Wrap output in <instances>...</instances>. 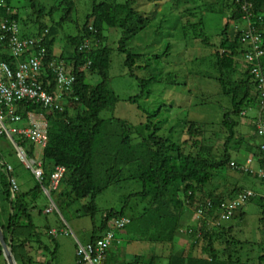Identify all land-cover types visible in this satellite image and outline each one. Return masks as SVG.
Here are the masks:
<instances>
[{
  "label": "trees",
  "instance_id": "1",
  "mask_svg": "<svg viewBox=\"0 0 264 264\" xmlns=\"http://www.w3.org/2000/svg\"><path fill=\"white\" fill-rule=\"evenodd\" d=\"M249 1L253 4V24L263 37L264 47V0ZM11 3L12 0H5L6 7L0 8V20L15 21L19 25L18 15ZM56 3L59 6L54 5L48 12L39 9V16L35 21L37 26L33 33L23 32L21 29L20 31L26 37L38 38L44 35L46 58L41 76L45 82L44 86L48 84L46 88L50 87L51 92L55 90V77L50 69L53 61H62L66 75L74 76L75 83L72 93L63 98L61 111H48L32 104H23L19 108L22 116L29 112L43 114L48 122V143L41 157L44 174L42 182L38 183L27 169L34 181V187L28 192L17 191L12 198L8 178L14 176V171L13 166L5 160L2 141L5 140L11 150L7 155L8 159L18 158L11 143L6 137L0 136V227L5 241L9 239L11 241V254L15 264L35 263L30 255L33 245L49 253L52 256L49 264L53 263L56 245L52 252L43 246L26 200L42 194V187L48 188L49 177L56 166H63L66 169L58 190L50 194L52 199L55 197L56 201L53 202L57 210L60 211L59 207L67 209L74 203L87 199L88 202L82 206V211L92 221L89 242L94 244L107 231L114 233L113 244L107 250L104 264H117L116 260L109 261V251L114 245L122 244L120 237L124 231L127 236L123 238L124 240L130 237L131 241L163 248L173 245L182 234L190 238L193 248L201 246L200 256L171 253L166 259V264H250L249 261H243L238 255L230 252V245L235 246L238 242L231 234L232 228L223 227L227 220L217 229H208L205 225L207 218L219 220L223 202L236 199L241 194L242 189L237 186L223 189L213 186V180L219 171L230 169L242 174L245 172L244 169L253 163L264 170L260 152L263 140L257 135L255 125L258 114L249 125L250 137L257 138L258 144L252 145L247 139L244 142L236 132V126L244 117L243 114L252 106L260 104L254 75L251 74L252 66L243 61L238 62L239 59H244L246 51V47L240 41L241 32L235 30L230 34L229 23H226L218 39L213 42L205 31L202 19L205 11L204 13L217 14L221 18L230 13L229 21L235 23L241 21L235 0H215L198 4L195 8H187L182 12L188 16L183 31L192 34L191 41L200 40V43L212 52L208 59L215 75L211 77L217 83L220 94L229 100V110L225 112L218 131L224 137L223 144L218 145L216 142L220 140L215 137V133L207 131L206 125L191 121L182 124L181 133L187 137L186 140L175 141L172 137L173 128H170L167 136H159L161 123L154 124L158 110L148 114L138 106V109L147 115L144 129L149 134L145 137L126 121L102 117L105 111L113 112L119 102V98L109 85L112 50L104 45L107 43V37L103 36V29L117 31L119 35L117 51L126 54L123 67L133 77L134 72L145 70L146 65L140 62L141 55L129 48V43L148 27L150 19L137 10L134 0H126L124 3H117L115 0L99 3L93 1L91 11L86 16L84 25L78 29V34L65 38L69 51L64 49L57 56L53 50L56 35L64 24L71 22L75 4L73 0H57ZM59 7L63 8H60L63 14L60 20L55 22L53 15ZM258 17H262L261 24L257 21ZM45 18L49 24L41 20ZM191 21L193 23H190ZM85 42L90 43L87 50L82 48ZM170 51L171 45H167L160 57L167 56ZM1 61L12 63V66L15 64L6 53H0ZM262 62L264 71V60ZM88 77H96L97 81L91 83L87 80ZM137 82L141 92L129 98L128 101L133 104L144 95L148 97L149 86L152 82L156 83V79L137 78ZM260 120L264 122V113L260 115ZM15 143L25 150L28 158L33 159V146L26 141L17 140ZM242 143L245 148L248 147L246 150L251 156L247 155L242 162L234 164V167L240 165L239 163L244 165L243 170L237 171L230 166L237 160L230 159L229 148L237 152ZM7 166L11 167L10 172H7ZM246 174L257 177L264 184V179L257 173L249 171ZM126 182L140 185L141 190L136 195L140 200L147 201L146 207L139 215L130 218L125 215L127 206L118 211L102 212L100 224L97 226L94 223V218L99 212L95 204L96 198L110 187L121 186ZM253 197L247 201H252ZM205 201L211 202L207 208H204ZM260 203L264 214V198H260ZM195 204L201 206L203 219L194 223V226L187 225V215L191 216L194 213L192 207ZM241 208L242 206L238 211L239 215ZM190 209L192 214L189 212ZM233 217L232 214L228 220ZM121 218L127 219L128 224L122 229H115L114 222ZM185 226L188 227L184 228ZM44 230L47 234L49 227L46 226ZM48 237L52 238L49 235ZM2 256L0 246V257ZM160 259L161 256L153 253L149 257L136 256L130 263L123 261L120 264H157ZM257 264H264V254L258 257Z\"/></svg>",
  "mask_w": 264,
  "mask_h": 264
},
{
  "label": "rangeland",
  "instance_id": "2",
  "mask_svg": "<svg viewBox=\"0 0 264 264\" xmlns=\"http://www.w3.org/2000/svg\"><path fill=\"white\" fill-rule=\"evenodd\" d=\"M57 0H12L11 6L18 15V23L21 31H30L33 33L37 26L35 21L39 16V9L48 12L51 7L59 6ZM75 7L71 15V22L62 26L56 35L54 45V54L59 55L64 49L69 51V45L66 44L67 36H76L78 29L85 23L86 16L91 11L92 2L112 1V0H73ZM117 3H124L126 0H115ZM137 10L150 19L148 27L139 33L131 43L129 48L141 55L140 62L146 65L145 70L134 72V76L129 75V71L123 67L126 54L117 51V42L119 35L116 30L108 28L103 29V36L107 37L104 45L112 50L111 64L109 70V85L115 95L119 98L113 112L105 111L102 117H114L126 121L133 125L142 136L149 133L145 131L144 124L147 115L138 109L140 106L148 114L159 111L158 117L154 119V124L160 122L159 136H167L170 128H173V139L186 140L182 134V124L191 121L206 125L207 131L219 138L216 144H223V135L219 134L220 124L226 111L229 110V100L222 96L214 78L215 72L209 61L211 51L204 47L200 40H192L190 33L183 31V26L187 21V14L182 12L187 8H195L198 4L209 3L210 0H134ZM180 1V2H179ZM212 2V1H211ZM34 4V6H33ZM34 7V8H33ZM61 7L53 15L55 22L59 21L63 11ZM63 9V8H61ZM205 12V11H204ZM202 19L205 23V31L207 35L215 42L223 27L226 24L223 18L217 14L204 13ZM227 14V13H226ZM230 15V13H229ZM184 18H183V17ZM181 18V19H180ZM44 23L49 24L47 18L41 19ZM41 21V22H42ZM223 22V23H222ZM190 23H193L191 21ZM229 23V22H228ZM235 23H229V27L233 28ZM171 45V51L167 56L160 57L164 54L165 47ZM243 60L239 59L238 62ZM137 78L148 80L156 79V83L152 82L149 86L150 91L148 97L138 99L137 103L129 102V98H133L141 92V87L137 82ZM94 83L97 78H87ZM73 91V85L70 88L69 95ZM259 105L252 106L246 112V121L242 119L238 121L236 126L237 136L246 139L252 145L258 144L257 138L250 137L248 122L257 117ZM246 123V124H245ZM185 133V132H184ZM215 139H212L214 141ZM246 144V143H245ZM244 147V143L241 144ZM2 149L5 160L13 166L14 180L16 181L21 192H28L34 187L27 168L19 163L17 159H8L11 151L7 142L2 141ZM223 148L220 149V153ZM243 152L241 155L243 156ZM229 156L232 161L242 159L237 153L229 148ZM237 162L232 163L237 164ZM232 169L241 171L244 165L239 163ZM26 168V169H25ZM253 173H257L258 167L256 163L249 166ZM12 171V172H13ZM213 180V186L221 188L229 187L233 183L242 190L240 193H254L255 197L252 201H247L242 206L241 211L245 215L241 221L238 216V207L234 212L233 218L227 220L224 224L234 229L233 237L238 242L235 246L230 245V252L238 255L243 261H249L250 264H257L258 257L264 254V214L261 208L260 198H264V184L255 176H248L246 172L238 174L233 170H221ZM234 174V175H233ZM228 175L237 176L231 180ZM141 190L140 185L133 182H126L121 186H112L106 192L99 195L95 204L99 212L94 218V223L98 226L101 221L102 212L109 210H120L127 206L125 212L126 217L137 216L146 207L147 201H142L136 195ZM54 201L55 197H53ZM237 200L225 201L222 204L230 205ZM88 200L74 203L71 207H59L60 211L44 214L45 208L50 205L49 199L44 193L28 198L26 204L29 206V212L32 216L33 223L38 228L43 246L48 248L49 252L54 250L56 245V254L52 264H75L76 251L75 239L82 245L86 244V240L90 239L92 233V221L84 215L82 206L87 204ZM221 204V205H222ZM38 211L43 213L39 214ZM236 213V214H235ZM49 226L57 234L52 237L46 234L44 228ZM67 231L70 235L65 236L63 233ZM48 235L52 238H49ZM243 243V250L241 244ZM223 246V245H222ZM243 252V254H242ZM144 257L150 252L142 251ZM157 254L155 249H151V254ZM35 261L34 264H49L51 255L37 249L33 245V251L30 253ZM162 259L157 264H166L164 259V251L160 254ZM0 264H6L4 256L0 257Z\"/></svg>",
  "mask_w": 264,
  "mask_h": 264
},
{
  "label": "built area",
  "instance_id": "3",
  "mask_svg": "<svg viewBox=\"0 0 264 264\" xmlns=\"http://www.w3.org/2000/svg\"><path fill=\"white\" fill-rule=\"evenodd\" d=\"M235 6L241 14L240 41L246 47L243 62L250 67L252 66L251 74L254 75L256 88L259 92L260 104L255 125L257 126V135L263 140L260 152L264 163V122L260 120V115L264 113L263 37L253 24V4L249 0H235ZM4 7H6L5 0H0V8ZM257 21L261 24L262 17H258ZM43 40L44 37L23 36L15 21L0 20V53H6L15 63L12 66V63L0 62V136L6 137L11 143L20 163L29 169L38 183L42 182L44 176L41 168V157L48 143V122L43 114L35 112H29L22 116L19 113V108L23 104H32L48 111H61L64 103L63 98L69 95L70 88L75 83L74 76L66 75L64 63L53 61L50 64V69H52V74L55 77V90L51 92L50 87L46 88L48 84L46 87L44 86L45 82L41 76L42 65L46 58ZM89 46L90 43L85 42L82 48L87 50ZM17 140L26 141L37 150L33 159L28 158L25 150L15 143ZM249 163L250 160L247 161V164ZM230 166L234 167L235 165L231 163ZM257 167V174L264 179L263 168ZM244 170L252 173L249 168ZM10 171L11 167L7 166V172ZM65 173L66 169L63 166H56L49 177L48 188L42 187L43 193L50 201V205L45 209V214L57 211L50 194L58 190ZM8 180L12 198L18 191V185L13 177H9ZM253 196L254 193L252 192L241 193L235 199L236 202L230 205L222 204L219 220L207 218L205 220L206 227L208 229L220 228L223 221L228 220L238 207L243 206ZM203 204L205 205L204 208H207L211 202L205 201ZM193 206V218L199 222L203 219V210L201 206L196 204ZM128 222L125 218L116 220L114 228L122 229ZM48 234L54 237L57 232L50 230ZM63 234L65 236L70 235L67 231ZM113 240L114 233L112 231L105 232L94 244L89 242L82 245L75 239V264H104L107 250L112 246Z\"/></svg>",
  "mask_w": 264,
  "mask_h": 264
},
{
  "label": "crops",
  "instance_id": "4",
  "mask_svg": "<svg viewBox=\"0 0 264 264\" xmlns=\"http://www.w3.org/2000/svg\"><path fill=\"white\" fill-rule=\"evenodd\" d=\"M211 1L212 2H215V0H210V2ZM223 19H224V21H226V23H228V22L229 23H235V22L229 21V13L225 14V16L223 17ZM241 25H242V22L241 21L236 22L235 25H234V27L233 28H230V34H231V32H233L235 30H239V28H240ZM223 26H224V24H221L220 25V27H223ZM246 113L247 112H245V114H243L244 117L242 118L245 121L247 119V117H245L246 116ZM251 123H252V121L251 122H248L247 123L248 126L251 125ZM247 144H248V142H247ZM1 147H2V145H1ZM246 149H248V147L247 148H245V146L244 147H240L239 151L236 152L237 155H238V158L240 157L242 159L241 161L237 160L238 162H242L247 157V155L249 157L251 156L250 155L251 153L248 152ZM241 150H244L245 151L244 154H243V156L241 155V153H242ZM36 152H37V150L34 149V154H36ZM233 175H228V177L231 180H233V178H237V176H233ZM232 186H236V184L233 183L232 185H230V187H232ZM217 188H220L221 189V185L219 187H217ZM18 191H20L19 187H18ZM254 197H255V195H254ZM190 211H191V209L189 210V212ZM41 213H43V212L41 211L39 214H41ZM190 213L192 214V212H190ZM44 214H45V210H44ZM238 216L240 217L241 221L245 217V215L243 214L242 211H241L240 215L238 213ZM187 217H188V224L187 225L194 226V223L196 224V221L193 218V214L191 216L187 215ZM186 227H188V226H185L184 228H186ZM223 227L229 228V226H226L224 223H223ZM231 228H232L231 234L233 235L234 229H233V227H231ZM50 230H53V229H51L49 227L48 232ZM2 232H3V230H2ZM125 237H127L126 236V231H124L121 234V237H120L122 239V241H123L122 244H120L119 246L114 245L110 249V251H109V261L111 260L110 262H114L116 260L117 261V264H120L123 261L126 262V263H130L131 261H133V259L136 256H144L143 253H142V251H144V250H146L147 252H150L148 254V257H149L151 255V249H155V251H157V254L156 255H159V256L164 251V259L165 260L167 259V257L171 253H173V254H183V255H192V256H200L201 255V251H200L201 250V246L200 247H197V248H193V246L191 245L190 238L187 237L185 234L179 235V237L174 241L173 245L167 246V247H164V248L161 247V246L149 245L148 243H142V242H138V241H131L130 240V237H129V239L127 238L126 240H124ZM89 241H90V239L86 240V243H88ZM241 249L243 250V245L242 244H241ZM242 254H243V252H242Z\"/></svg>",
  "mask_w": 264,
  "mask_h": 264
},
{
  "label": "water",
  "instance_id": "5",
  "mask_svg": "<svg viewBox=\"0 0 264 264\" xmlns=\"http://www.w3.org/2000/svg\"><path fill=\"white\" fill-rule=\"evenodd\" d=\"M10 244H11L10 239L7 242L5 241L4 234L0 227V246H1V251L4 256L5 262L6 264H15L14 259L11 254Z\"/></svg>",
  "mask_w": 264,
  "mask_h": 264
},
{
  "label": "bare ground",
  "instance_id": "6",
  "mask_svg": "<svg viewBox=\"0 0 264 264\" xmlns=\"http://www.w3.org/2000/svg\"><path fill=\"white\" fill-rule=\"evenodd\" d=\"M44 37V36H43Z\"/></svg>",
  "mask_w": 264,
  "mask_h": 264
}]
</instances>
